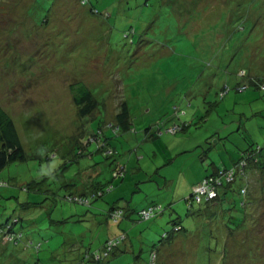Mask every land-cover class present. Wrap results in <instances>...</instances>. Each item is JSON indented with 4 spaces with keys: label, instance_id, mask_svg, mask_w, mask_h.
<instances>
[{
    "label": "rangeland",
    "instance_id": "374dc122",
    "mask_svg": "<svg viewBox=\"0 0 264 264\" xmlns=\"http://www.w3.org/2000/svg\"><path fill=\"white\" fill-rule=\"evenodd\" d=\"M257 77L264 0H0V104L27 152L0 170V224L18 217L24 232L17 246L0 239V264H76L81 252L64 251V238L98 236L100 224L75 218L80 204L63 200L78 167L91 165L89 153L75 155L81 134L87 145L92 139L89 150L101 142L116 150L96 152L100 180L124 184L133 206L154 200L165 209L135 222V253L126 250L121 264H149L153 248L158 264H264V173L250 175L242 223L233 193L222 203L206 197L202 213L189 212L185 199L189 182L213 164L231 166L249 143L264 144V89H236ZM77 81L100 101L85 118L72 100ZM124 100L131 129L116 133L109 124ZM118 165L124 178L113 175ZM153 174L173 183L160 188ZM175 219L185 229L165 239Z\"/></svg>",
    "mask_w": 264,
    "mask_h": 264
},
{
    "label": "trees",
    "instance_id": "16d2710c",
    "mask_svg": "<svg viewBox=\"0 0 264 264\" xmlns=\"http://www.w3.org/2000/svg\"><path fill=\"white\" fill-rule=\"evenodd\" d=\"M245 73V71H243ZM256 82H252V80L248 79L247 81H243L242 83H238L236 86V89L238 91H244L248 89L250 84L256 83L257 86L261 89H264V79L261 77H257L255 79ZM70 90L72 93V100L75 104L78 114L81 118H85L90 116L98 107L100 104L99 99L96 97L95 93L91 88H89L85 82L83 81H77L74 83H71ZM226 89L221 92L222 95H225ZM117 120L111 121L110 126L114 128V132L118 133V131H128L131 129V123H132V114L131 109L129 106V103L127 100L122 101L120 105V110L118 111L116 115ZM178 125H174L172 127H169L168 130L172 132H177L179 130ZM159 131L162 130L161 128L158 129ZM161 133V132H160ZM91 136H96L94 133H89ZM83 135L77 136L74 140L76 142V148L77 151L75 153L76 157L79 158L81 156L86 155L89 153L92 157L91 165L86 164V170H81L78 167V170L75 172L78 176H80V179L74 183V185H70L73 187L72 192L66 193L63 195V200L68 202H73L80 205H75L76 207H79L80 211L79 216L76 217L77 219L81 220V217H86L88 212H95L94 208H97L96 203L103 201L104 197L107 194H110L114 191L115 184L113 177L109 179H103L107 180L104 184L99 183V175H97V182L99 183H93V175L92 169H96L95 167V159L93 157L96 152L94 150H89V146L92 143V139H90L88 142H90L88 145L85 143V141L82 139ZM97 137H94V139ZM89 139V138H88ZM109 139V137H107ZM109 144V143H108ZM96 151H104L107 156L114 155L115 148L112 146L109 147L106 144L103 145V142L99 143L97 146ZM95 152V153H94ZM27 159V152L25 151V148L23 146V142L21 139V136L19 134L17 125L15 123V120L13 116L0 104V170H2L4 167H6L10 162L12 161H18V160H26ZM94 160V161H93ZM79 162V161H78ZM214 165V164H213ZM213 171H209L200 181L196 182L192 186V191H194L195 186L200 184L204 179L212 180V178L220 177L223 179V183L218 186V193H220L218 196H210V193L205 189L204 195L207 197H213L215 200L218 199V202L222 203L226 196L228 194L233 193L236 196L241 197V206L243 208L242 216L239 221L236 223H242L246 219L247 214V187L249 186V180L250 175L253 173V171H258L259 173H264V144L260 143H249V147L243 149L241 153L239 154V157L234 161V163L231 166H219L214 165ZM95 171V172H96ZM222 171H224L222 173ZM84 174L82 175V173ZM99 174L102 172L97 171ZM125 167L118 165L116 167V170H114V177L121 176L122 178L125 177ZM230 173L232 175V178L230 180L227 179V175ZM88 180L89 181V187L86 192L84 191H78L76 190V186L78 184H82V181ZM1 183V181H0ZM217 186V185H216ZM27 189H30L31 186H27ZM194 199V198H193ZM122 198L115 199L110 203V206L106 208H101L102 211H97L96 214L105 215L106 220L105 221H97L94 220L93 222L100 224L99 226V234L96 237L94 234L90 240L89 243H85L84 237L79 233L76 232L74 234L69 235V239L71 241H68L67 238H64V243L62 244L61 248L64 251L71 252V247L75 246V249L81 252L80 257L78 258L76 264H87V262H102L106 263L113 259L112 262L115 261V259L120 257L122 254L125 253V247L127 240L129 239L128 230L124 227L120 228V231L117 234L110 235L109 229L111 227L109 226L111 223L116 227H120L121 222L123 219H129L127 217H131V213L133 214L134 210L129 206V201H126L125 204L121 203ZM187 201V207L188 211L192 212V210L195 209V205L198 206V211H201L205 208L206 205H209V203H206V200H204L202 203L194 202L191 199L188 200V197L186 198ZM29 204H34V202L29 201ZM84 206V207H82ZM153 208V212L149 216H145L143 214L144 209ZM204 207L203 209H201ZM87 208L88 211H85ZM92 208V209H91ZM164 208L162 204L154 203L147 207H142L138 209L137 215L138 218L136 221H146L150 220L159 214H162L164 212ZM196 211V210H194ZM203 212V211H202ZM95 214V215H96ZM193 214V213H192ZM66 222L68 218H64ZM20 221V219L17 217L14 220L10 222L9 219H7L4 223L0 224V239L3 241H6L7 243H13L16 246L23 242L24 239V232L22 229H17L16 224ZM136 221H133V224H135ZM110 223V224H109ZM173 229L172 233L164 232L163 236L166 239L173 241V234L177 231L185 229L180 222H178L176 219L173 220ZM232 228V226H230ZM103 228V231H101ZM117 228V229H118ZM126 229V230H125ZM87 236L88 233H85ZM30 244H32V241H30ZM89 244V245H87ZM39 246H42L40 243ZM72 247V248H73ZM158 252L153 248L150 254V262L149 264H158ZM162 263V262H161ZM114 264H117L114 262ZM121 264V262H120Z\"/></svg>",
    "mask_w": 264,
    "mask_h": 264
},
{
    "label": "crops",
    "instance_id": "0c3cea01",
    "mask_svg": "<svg viewBox=\"0 0 264 264\" xmlns=\"http://www.w3.org/2000/svg\"><path fill=\"white\" fill-rule=\"evenodd\" d=\"M264 128V127H263ZM264 131V130H263ZM95 151V150H94ZM95 152H97V151H95ZM94 152V153H95ZM93 157L95 158V154L93 155ZM205 159V158H204ZM94 161V160H93ZM215 165V164H214ZM212 167H215V166H212ZM93 170V172H92V175H93V183H98L97 182V175H99V172L97 173V171H96V169H92ZM96 171V172H95ZM211 172V171H213V169L212 170H207V172H206V170L203 172V174L202 175H200V176H197L196 178H194V179H192L190 182H189V184H188V187H187V192L186 193H189L188 194V196L192 193V186H193V184H195L196 182H198V181H200L208 172ZM84 174V172L82 173V175ZM150 177H156L155 176V174H153V175H151ZM101 178H99L98 179V181H99V183H101V184H104L105 182H107V180H100ZM104 179H105V177H104ZM106 179H108V178H106ZM133 179H135V181H137V182H140V181H142L140 178H138V179H136V177L135 176H133ZM152 179V178H151ZM84 181H82V184H78L75 188H76V190H78V191H84V192H86V190L88 189V188H90L89 187V181L88 180H85V179H83ZM156 181H157V183L160 185V188H161V183L164 181L165 182V185H167V184H169V183H173V179H168V178H165L164 180H162V181H159V180H157V177H156ZM98 183V184H99ZM115 184V186H118L119 188L118 189H116L115 191H113V192H111L110 194H107L105 197H104V199H103V201H101V202H97L96 203V205H97V208H94V210H95V212H88V214L86 215V217H88V220H92V221H94V220H97V221H105L106 220V216L105 215H100V214H96L97 213V211H102V209L101 208H106V207H108V206H110V203L112 202V201H114L115 199H119V198H122L123 199V197H126L125 196V194L123 193V191H124V184H121V183H114ZM164 190H167V188L165 187V189ZM183 194V193H182ZM187 196V197H188ZM147 197H150L151 199H155V197H153V195L151 194V192H148L147 193ZM186 199V198H185ZM121 203L122 204H125L126 203V201L123 199V201H121ZM154 203H158V202H156V201H154V200H152L151 202H147L146 204H143V205H141L140 207H138V205H136V206H133L132 205V203H131V201L129 200V206L134 210L133 212V214L131 213V217H127V218H129V221L125 218V219H123V221L121 222V224H120V227L118 228V227H116L115 228V226L113 225V223H109L110 225V227H111V229H109V233H110V235H114V234H117L119 231H120V228H122V227H126V229L128 230V229H130V230H128V234H129V239L127 240V242H126V244L124 245V249L125 250H127L128 252H129V250H131L133 253H135V249H134V244H133V242H131L130 241V238H131V233H133V231L135 230V224H133V221H136V219L138 218V215H137V211H138V209H140V208H142V207H147V206H149V205H151V204H154ZM158 204H162L161 202L160 203H158ZM205 207H208V206H205ZM204 207H202L201 209H203ZM198 206H197V208H195L194 210H196V211H194V210H192V212H197V213H202V211L203 210H201V211H198ZM80 211V209H79V207H76V213L74 214L75 215V218L76 217H78L79 216V212ZM163 213H165V211L163 212ZM162 213V214H163ZM96 214V215H95ZM195 215V214H194ZM201 216V215H200ZM64 219V218H63ZM138 221V220H137ZM153 226V225H152ZM118 228V229H117ZM128 254H130V253H128ZM126 255L125 254H122L120 257H118V259L116 258L115 259V263H117V264H120V262H121V258H123V257H125Z\"/></svg>",
    "mask_w": 264,
    "mask_h": 264
},
{
    "label": "built area",
    "instance_id": "2783aa9c",
    "mask_svg": "<svg viewBox=\"0 0 264 264\" xmlns=\"http://www.w3.org/2000/svg\"><path fill=\"white\" fill-rule=\"evenodd\" d=\"M224 171H222L223 173ZM232 178V175H230V173L227 175V181L230 180ZM223 183V179H221L220 177H216V178H212V180L209 179H204L200 184H198L197 186H195L194 188V199L192 201L194 202H199L202 203L205 199H207L204 195V190L206 189L209 193L210 196H217L218 193V186L220 184ZM217 185V186H216ZM201 194H203V198L202 196H200ZM211 198V197H210ZM213 198V197H212ZM153 212V208H149V209H144L143 210V214L145 216H149L151 213Z\"/></svg>",
    "mask_w": 264,
    "mask_h": 264
}]
</instances>
